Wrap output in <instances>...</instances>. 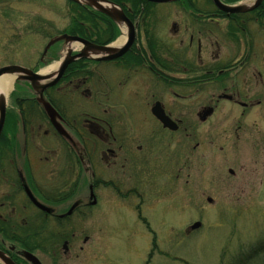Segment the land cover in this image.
Instances as JSON below:
<instances>
[{
  "label": "flooded vegetation",
  "instance_id": "obj_1",
  "mask_svg": "<svg viewBox=\"0 0 264 264\" xmlns=\"http://www.w3.org/2000/svg\"><path fill=\"white\" fill-rule=\"evenodd\" d=\"M243 1L233 4L241 5ZM255 2L242 5L249 8ZM196 16L202 18L201 22L194 20V25L202 26L208 49L218 44L211 39L215 31L210 27L219 29L217 35L229 47L226 57L219 56L217 47L209 55L211 61L204 62L203 41L198 39L194 43L192 36L188 40L190 49L156 44L145 51L147 45L140 46L135 35L133 45L121 56L108 61L85 60L83 69H69L73 61L55 85L43 90V100L57 114L53 121L31 83L16 80L15 87L21 86L30 96H18L20 126L13 129L7 107L13 94L12 91L7 94L0 133V253L7 262L31 264L25 257L28 253L40 264H61L71 259L72 250L74 258H79L85 247H75L78 237L84 234L83 230H77L89 228L84 221L89 216L95 220L101 187L125 202L141 221L146 184L149 192L157 190L156 182L163 176L161 168L158 173L150 169L157 162L153 158L155 147L166 149L173 140H184L188 160L195 152H201L203 159L211 156L221 159L225 149L239 144H252L257 149L258 130L264 129V118L260 120L262 124L253 118V110L264 105V88L257 92L258 85L264 86L258 70L264 67V0L246 12ZM113 24L118 30L123 27ZM171 27L174 31L175 25ZM49 59L41 60L43 67ZM50 60L56 61L54 56ZM102 65L106 66L104 71L98 69ZM38 70L39 67L32 71ZM139 73L144 75L142 80L134 77ZM87 83L93 85V93L85 88ZM77 91L94 99L92 106L97 111L91 115L76 112L68 120L63 99H75L70 95ZM123 93L139 97L141 113L150 116L153 127H115L129 112ZM103 97L104 103L100 102ZM199 98L203 103L197 105ZM179 102L185 105L178 106ZM33 105L42 114L45 129L33 125ZM99 110L102 115L96 114ZM157 110L163 111L173 123L172 128L165 127L154 116ZM137 112L141 114L139 109ZM184 116L185 123L178 119ZM40 137L52 144L42 145L38 142ZM37 153L40 157L35 161L33 154ZM170 162L176 166L173 159ZM228 173L234 176L232 170ZM87 176V183L82 182ZM172 177L170 173V182L174 181ZM85 184L87 195H82ZM90 225L97 229L96 222ZM90 239L84 235L82 244L86 245ZM7 262L0 260V264Z\"/></svg>",
  "mask_w": 264,
  "mask_h": 264
},
{
  "label": "rangeland",
  "instance_id": "obj_2",
  "mask_svg": "<svg viewBox=\"0 0 264 264\" xmlns=\"http://www.w3.org/2000/svg\"><path fill=\"white\" fill-rule=\"evenodd\" d=\"M252 1L245 0L243 3L249 5ZM153 12L142 20L131 21L134 26L137 25L135 35L138 43L143 47L147 45L143 50L149 51L150 41L168 48H186L192 36L194 43L198 39L203 41L204 62L211 61L209 55H213L217 47L221 58L226 57L229 52V47L217 35L218 28L210 27V30L215 31L211 39L218 44L208 49L204 45L202 26L194 25V20L202 21L197 14H225L215 8L211 1L179 0L174 4L157 5ZM66 14V0H0V68L19 66L30 70L39 67L41 70L58 63H48L45 67L40 65L42 59L52 57L48 56L51 48L46 54L43 53L50 40L44 32L54 37L62 35L57 32L68 24ZM48 24H52L54 28L50 29ZM172 24L175 25L174 31ZM224 26L223 21L222 28ZM123 35L122 32L120 37ZM64 50L59 44L58 57L62 56ZM160 55L166 61L164 54ZM105 68L102 65L98 69L104 71ZM263 68L259 67L258 70L264 78ZM134 77L142 80L144 75L139 73ZM15 86L14 84L11 92L12 97L7 100V107L12 116V128L16 126L19 129L18 112L21 106L18 96L28 97L30 92L25 93L21 86ZM262 86L258 85V93L264 88ZM85 88L94 92L93 85L87 83ZM70 96L75 99H63L68 120L74 118L73 114L76 112L78 115H91L97 111L92 106L94 99L80 95L78 91L72 92ZM104 99L105 97L101 98L100 102L104 103ZM123 99L129 112L122 123H115V127L147 129L154 126L150 116L141 113L137 95L123 93ZM196 103L200 105L203 102L199 98ZM182 105L185 104L178 103V106ZM138 109L140 115L137 114ZM33 111V125L45 129L43 116L35 105ZM253 111V118L258 124H262L260 120L264 118V105ZM96 114L102 115L101 110ZM178 119L184 123L186 121L185 116ZM257 136L259 145L256 150L252 144H239L225 149L224 158L221 159L213 156L203 159L201 152H195L194 157L188 160L186 142L180 139L173 140L166 149L155 147L157 149L153 158L159 164L151 165L150 169L157 172L161 168L163 176L156 182L157 190L149 192L146 184L147 194L141 209V221L125 202L109 195L101 187L102 195L99 193L95 220L89 216L84 219L89 228L77 230H83L84 234L78 237L75 247L77 249L78 246H83L84 251L76 259L75 251L72 250L71 259L61 264H221L241 249L264 240V129L258 130ZM84 138H87L85 133ZM43 139L40 137L38 142L45 146L52 144ZM88 150H91L90 147ZM39 157L40 154H33L35 161ZM172 159L176 166L171 164ZM99 165L104 168L100 162ZM228 170H232L234 176ZM170 173L174 180L172 182L169 179ZM83 179L85 180L82 182H86L89 178L87 176ZM85 187L86 184L82 195H87ZM93 221L96 222L97 229L91 228ZM196 223H199V227L192 229ZM84 235L91 238L86 245L82 244Z\"/></svg>",
  "mask_w": 264,
  "mask_h": 264
},
{
  "label": "water",
  "instance_id": "obj_3",
  "mask_svg": "<svg viewBox=\"0 0 264 264\" xmlns=\"http://www.w3.org/2000/svg\"><path fill=\"white\" fill-rule=\"evenodd\" d=\"M73 3L89 7L94 11L101 13L111 19L114 23L118 25L125 26L127 30V41L120 48H113L112 44L108 46H97L94 45L84 39L79 37L69 36L67 34H63L57 37L52 38L46 44L43 53L46 54L51 46L58 42H63V47L65 48V53L60 60V64L56 70V72L52 75H42L41 71L35 73L29 69L19 67V66H7L0 68V78L5 75L14 76V80H26L31 83V87L33 90L37 92L38 101L42 105L45 113L48 117L53 121L56 112L51 108V106L43 100V90L55 85L59 78L62 76L64 70L67 66L76 60L80 59H95L96 61H108L117 58L124 54L128 48L132 45L133 40L135 38V29L133 24L128 20L123 11L108 0H69ZM153 4H169L173 3L177 0H144ZM214 6L220 11L227 14H237L240 12H246L257 7L262 0H256L255 4L249 8H246L244 5H225L220 0H211ZM81 46L82 48L76 55H72L73 48ZM154 116L165 126L172 128L173 123L165 116L163 111L159 112L154 111ZM5 119V97L0 95V133L4 124ZM210 202V199H208ZM35 204L44 209L42 206ZM199 227V223H196L192 226V229H197ZM26 259L31 264H40V262L31 254L25 253ZM0 260L6 261L3 255L0 253ZM7 264H12L7 262Z\"/></svg>",
  "mask_w": 264,
  "mask_h": 264
},
{
  "label": "trees",
  "instance_id": "obj_4",
  "mask_svg": "<svg viewBox=\"0 0 264 264\" xmlns=\"http://www.w3.org/2000/svg\"><path fill=\"white\" fill-rule=\"evenodd\" d=\"M119 6L125 15L133 22L144 19L145 16L152 15L155 4L144 0H109ZM210 2V0H208ZM223 3L233 4L240 0H221ZM68 24L58 34L77 36L97 45H105L114 41L119 36L118 28L104 15L71 1L66 0ZM189 6V4H186ZM190 7V6H189ZM142 17V18H141ZM53 29L52 24H48ZM46 38L51 39L52 35L44 32ZM150 46L156 44L149 42ZM59 44L54 45L48 55L58 58ZM51 62V60L49 61ZM48 62V63H49ZM82 62L76 61L69 66V69H83ZM40 65H43L42 63ZM78 65V66H77ZM221 264H264V240L257 244L250 245L246 249H241L235 255Z\"/></svg>",
  "mask_w": 264,
  "mask_h": 264
},
{
  "label": "bare ground",
  "instance_id": "obj_5",
  "mask_svg": "<svg viewBox=\"0 0 264 264\" xmlns=\"http://www.w3.org/2000/svg\"><path fill=\"white\" fill-rule=\"evenodd\" d=\"M124 31V30H123ZM125 40V36L123 35L118 39V41L114 44L115 47H119L123 44ZM57 63L49 66L48 68H45L44 70L41 71L43 75H47L52 73L53 71L56 70L57 68ZM14 82V77L12 76H3L0 78V95L6 96L11 90Z\"/></svg>",
  "mask_w": 264,
  "mask_h": 264
}]
</instances>
